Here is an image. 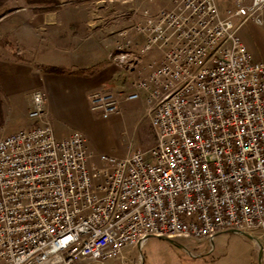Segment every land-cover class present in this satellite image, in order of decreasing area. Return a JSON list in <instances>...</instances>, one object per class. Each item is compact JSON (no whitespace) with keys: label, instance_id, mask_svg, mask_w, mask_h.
Wrapping results in <instances>:
<instances>
[{"label":"built area","instance_id":"2783aa9c","mask_svg":"<svg viewBox=\"0 0 264 264\" xmlns=\"http://www.w3.org/2000/svg\"><path fill=\"white\" fill-rule=\"evenodd\" d=\"M262 13L264 0H167L120 29L108 59L132 89L97 88L90 108L107 117L143 91L156 140L100 165L83 133L56 135L33 90L31 126L0 136V264H108L152 235L262 237L264 61L238 34Z\"/></svg>","mask_w":264,"mask_h":264},{"label":"rangeland","instance_id":"374dc122","mask_svg":"<svg viewBox=\"0 0 264 264\" xmlns=\"http://www.w3.org/2000/svg\"><path fill=\"white\" fill-rule=\"evenodd\" d=\"M153 1L25 0L26 5L34 6L36 9L57 7L99 10V13H103L102 34L106 44L104 48L106 54L114 44L116 31L120 27H127L143 19L144 9L155 10L152 7ZM217 1L220 4L219 0ZM232 4L228 1L221 3L219 9L225 12V9ZM162 5L164 4H159V7ZM2 9L0 15L11 10H4V7ZM261 17L263 19L261 24L249 19L238 28V34L246 43L254 61H264V13ZM90 18L93 21L97 19L96 16ZM239 20L235 18L234 22L238 23ZM72 54L73 51H69L67 58H70ZM106 62L112 63L108 58ZM146 62H144V67ZM49 67L48 65L42 66L44 69ZM56 68L51 69V72L63 74V76L55 74L56 77L61 78L62 85H54L55 90L49 89L48 97L57 136L58 134L70 135L74 131L83 133L88 140L89 147L94 152L93 160L99 165L101 164L98 162L100 153L122 156L135 149H147L154 144L156 135L146 112L147 103L143 91L137 99L123 100L119 111L103 117L90 108L87 95L82 93L80 84L85 82L88 73L86 75L79 69L71 71V67L65 66H56ZM59 68L62 71H59ZM134 74L129 73L128 77L123 74L120 78L116 77L110 82L111 85L106 86L117 93L122 92L123 88L127 92L132 89L133 77L131 76H135ZM257 241L263 243L264 235L262 237L255 235L253 238L242 233L223 231L215 237L214 243L206 238H167L152 235L146 238L140 246L135 245L125 249L122 257L108 264H240L241 252L249 250L251 252L256 249ZM234 257H237L236 262L233 260Z\"/></svg>","mask_w":264,"mask_h":264},{"label":"crops","instance_id":"0c3cea01","mask_svg":"<svg viewBox=\"0 0 264 264\" xmlns=\"http://www.w3.org/2000/svg\"><path fill=\"white\" fill-rule=\"evenodd\" d=\"M227 1L234 3V0H219L220 4ZM166 2L167 0H154L152 7L157 9L159 4ZM26 4L25 0H0L1 11L2 7L4 10L11 9L6 13L1 12L0 15V40H7L10 43L0 44V136L31 126L32 119L28 111L33 90L41 88L49 95V89L55 90L54 85L61 84V78L55 74L59 76L63 74L51 72L49 68L44 69L42 66H65L71 67V71L79 69L86 75L88 73V77L84 78L85 82L80 85L82 93L87 95L89 105V95L93 90L109 88L106 85H111L110 82L116 77L120 78L123 74L128 77L130 73L126 69L118 68L112 64L113 62H106L108 53L106 54L104 50L106 44L102 34L103 13H99V10L57 7L36 9ZM220 4L218 3L219 7ZM91 16H96L97 19L93 21ZM123 28L126 27H120L116 31L110 51L120 38L118 31ZM130 35H133V32ZM137 40L140 44L143 41L142 37H138ZM71 50L73 54L67 58ZM160 53L159 49L153 48L145 56L144 61ZM47 107L52 121L49 97ZM241 253L240 264H264L259 247L251 252L249 250ZM233 260L236 262L237 257Z\"/></svg>","mask_w":264,"mask_h":264},{"label":"trees","instance_id":"16d2710c","mask_svg":"<svg viewBox=\"0 0 264 264\" xmlns=\"http://www.w3.org/2000/svg\"><path fill=\"white\" fill-rule=\"evenodd\" d=\"M0 43H2L4 45H8V44L10 45L9 41H7V40H0ZM51 69L55 70L57 68H56V66H50L49 70H51ZM58 70L62 71L61 68H59ZM0 114H1V91H0Z\"/></svg>","mask_w":264,"mask_h":264}]
</instances>
